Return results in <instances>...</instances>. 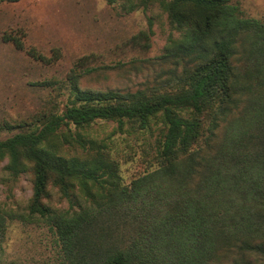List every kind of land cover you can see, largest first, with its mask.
I'll return each instance as SVG.
<instances>
[{"label":"trees","instance_id":"trees-1","mask_svg":"<svg viewBox=\"0 0 264 264\" xmlns=\"http://www.w3.org/2000/svg\"><path fill=\"white\" fill-rule=\"evenodd\" d=\"M154 1L171 26L182 31L158 60L180 56V67L128 91L84 90L72 76L74 100L63 110L39 111L15 125L22 130L0 139V160L6 159L8 172L31 173L27 215L50 224L72 264H136L144 252L150 264H207L209 256H197L193 236L203 221L205 200L187 204L184 194L163 183L178 174L191 181L195 172L185 170L182 162L217 131L223 136L217 186L231 228L246 249H264V120L254 129L248 123L251 115L238 107L239 96L257 95L264 109V24L240 16L232 0ZM241 36L252 75L235 62ZM5 39L21 47L18 37ZM186 54L195 60L184 62ZM246 76L251 79L244 93L239 84ZM157 116L165 130L155 151L156 166L125 184L108 146L88 128L106 120L115 122L118 131L146 130ZM50 187L71 203L74 196L85 203L75 202L78 210H53L45 202ZM117 213L138 229L136 245L120 241L106 246L99 230L97 236L98 218ZM205 220L209 230L212 225L218 229L215 219L213 224Z\"/></svg>","mask_w":264,"mask_h":264},{"label":"rangeland","instance_id":"rangeland-1","mask_svg":"<svg viewBox=\"0 0 264 264\" xmlns=\"http://www.w3.org/2000/svg\"><path fill=\"white\" fill-rule=\"evenodd\" d=\"M232 4L240 16L264 24V0H232ZM8 34L18 37L21 47L7 41ZM181 34L154 0L145 4L143 0H0V139L22 130L15 125L29 121L39 111L63 110L74 100L72 76H77L84 90L128 91L180 67V56L166 61L158 57L167 52L172 39H181ZM243 43L241 36L235 62L241 64L244 74L252 75ZM183 58L189 64L195 60L187 54ZM255 78L259 81L262 76ZM248 79L246 76L239 84L244 93L249 89ZM239 98L238 107L251 115L248 123L255 129L264 120L261 101L257 95ZM262 126L264 129V122ZM164 127L157 116L146 130L118 131L115 122L99 120L88 132L108 146L119 164L122 182L128 184L156 166L155 151ZM216 134L205 137L182 162L185 170L195 172L191 181H186L187 174H178L163 186L184 194L187 204L196 206L200 197L205 200L207 213L201 215L203 221L196 224L193 236L197 256L210 257L207 264H264V249H246L231 228L217 186L223 136ZM31 194V173L12 175L6 169V159L0 160V264H72L50 224L27 215ZM71 200L54 187L45 198L56 211L78 210L75 202L85 203L77 196ZM207 218L212 224L216 220L217 230L215 225L209 230ZM96 229L106 246L120 245V241L126 246L138 239V229L118 213L98 218ZM135 263L150 264L145 252Z\"/></svg>","mask_w":264,"mask_h":264}]
</instances>
